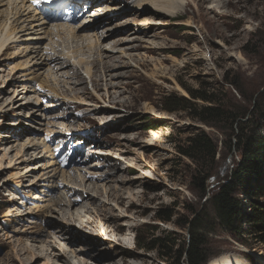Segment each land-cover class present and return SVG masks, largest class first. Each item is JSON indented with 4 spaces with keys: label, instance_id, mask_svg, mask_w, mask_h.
<instances>
[{
    "label": "rangeland",
    "instance_id": "1",
    "mask_svg": "<svg viewBox=\"0 0 264 264\" xmlns=\"http://www.w3.org/2000/svg\"><path fill=\"white\" fill-rule=\"evenodd\" d=\"M118 4L119 2L110 0L95 3L89 7L87 13L95 14L85 21V14L82 16V13L87 11L88 7H85L83 0L81 7L84 11L75 14L73 20L68 22L73 27L80 23L93 25L94 33L98 35H101L102 29H109L105 31L110 32V36H105L104 40L100 39L97 45L100 48L107 46V49L118 50L113 53L115 59L111 62L116 67L106 72L107 75L103 79L98 80L100 87L97 91L92 87L94 82H90L81 67L79 68L84 83L78 84L79 87L73 91L66 90V87H73L72 84H64L61 81H68L65 76L59 77L60 82L55 81V84L51 78L49 85L43 83L41 78L44 75L31 83L35 85L37 95L32 94L30 97L41 100L44 97L42 106L51 101H54L51 104L57 105L46 113L52 116L51 120L47 119L50 123L44 121L41 125L40 121L37 125L44 131H34L32 137L40 136L37 142L41 144L32 155H41L45 151L43 145H46L54 151L55 157L64 159L59 157L57 149L62 151L67 146L69 150L65 151L68 159L60 167L67 172L66 176L70 172V175L75 177L77 174L83 175L87 167L96 165L95 170L98 173L86 176L84 182L86 186L91 181L95 183L90 189H110L112 197L103 196V193H99L98 197L96 193L89 192L95 196V202L87 208V211L90 208L96 209L91 212V216L97 217L99 213L96 211L105 208L108 210L101 212L104 216L111 212L120 213L121 209L124 210L128 206L129 195L133 193L130 196L135 200V207L138 210H147L137 215L133 222L139 224L130 237H127L131 240L130 250L142 253L149 259L145 264H161L159 255L155 249H137L136 242L142 245L144 237L152 238L162 234L169 236L173 243L181 247L188 242L190 232L195 231V227L199 229L206 253L209 255L205 264H210L211 260L221 255L245 258L250 264L264 263V242L260 237L262 233L250 218L254 210L262 209L261 212L264 213V165L263 174L257 179L255 177L252 182L253 191L248 190L236 196L242 201L247 213L241 222L239 233L230 232L220 224L208 201L218 187L227 182L232 170L240 162L241 154L235 147V135L259 133L264 137V0H183L180 10L172 15H155L149 10L134 11L132 0ZM117 5L126 10H116V13L120 12L118 15L105 19L107 15L112 16L111 13H115L107 8L114 9ZM209 6L216 7L221 13L215 14L208 9ZM4 9L5 6L0 7V11H5ZM4 15L5 12L0 15V21ZM82 31L79 29L74 32ZM155 45L161 48L154 47ZM55 46L63 52L76 49L74 42H66L63 34L55 40ZM100 48L95 50V47L93 49L86 44L80 51L74 52V55L77 54L81 59L83 57L85 62L91 64L97 49L100 53H108L104 48L99 50ZM17 51L18 48L6 51L4 49L0 57V92L3 94L0 107L3 106L5 98H13L14 90L21 87L22 82L18 78L24 70L25 57L17 55ZM17 65L19 66L15 67ZM20 66L23 68L20 69ZM71 71H76V68ZM71 71L69 70L68 75L73 76ZM101 73L96 72V75ZM112 74L117 76L110 77ZM108 92L112 97H116L115 102L108 103ZM90 95H93V99L89 98ZM99 96L103 97V100H100ZM172 98L186 99L191 106L185 109H170L168 104ZM25 100L20 99L15 104ZM28 106L31 107L32 104ZM215 107L223 111L219 116L204 110ZM66 110L70 120L63 121L61 113ZM30 111L29 107L22 110L16 107L7 111L5 116L0 114V149L8 148L10 156V159L1 157L4 149L0 150V165L6 167L11 157L16 161L22 159L23 156L16 158V154L24 150L22 145L25 144L27 134H21L17 139L11 137V142H6L5 134L20 127L30 129L29 124H24L28 119L25 116L31 115ZM230 114H236L234 121L228 119ZM54 122L67 124V127L62 125L67 130L61 131L58 126H54ZM58 132L63 134L57 137ZM198 135L209 141V151L198 155L191 152L193 158H196L195 161L185 152L189 151L190 139ZM215 147L212 158L210 153ZM27 157L30 158L26 155ZM48 158L51 159L49 156ZM104 159L108 161L103 162ZM43 163L37 160L28 164L36 166ZM49 166L53 165H45ZM60 169L56 170V176L50 179V184L61 181L63 173ZM22 170L23 166L20 174L23 173ZM40 170L37 168L28 172L24 180H21V185L27 184ZM1 171L0 184L6 175L16 170L2 168ZM140 180L143 181L138 182ZM12 182L7 183L8 189H13L14 181ZM201 185L205 187L203 193ZM8 192L5 187L0 188V216L8 207L18 206L16 202L25 203L24 200L19 201L22 197L16 196L20 193L17 190L9 195H15V202L7 201L8 197L3 194ZM54 194L57 195L58 192L54 191L52 195L55 196ZM83 195L86 198L88 196ZM113 195H122L123 204L118 205ZM26 201L29 205L23 206V210H29L34 200L27 198ZM115 206L118 207L117 210H114ZM136 211L137 209L130 208L128 212L131 214ZM42 215L44 217V214ZM52 216L57 220L50 217L45 219L60 223L61 215L58 217V214L53 212ZM158 216H169L170 220L163 221L158 219ZM23 218V221L27 222L21 223H24L23 230L36 231L43 223L38 216L30 220L29 214L25 213ZM62 220L61 223L71 230L73 239L70 247H83L85 251L102 255V259H105L103 255L108 253L106 237L91 233L85 228L71 226ZM142 220L148 222L141 223ZM186 221L192 222L193 226L177 225L178 222ZM14 224L0 220V264H28L33 256L32 253L20 252L15 240L29 239L27 237L31 234H20L16 237L11 232ZM18 226L21 227L20 224ZM43 231L45 232L46 228ZM121 234L119 233V236ZM31 236H35V233ZM119 236L115 233L112 237ZM116 246L121 248L120 242H117ZM125 259L134 260L132 257ZM57 262L62 264L60 260ZM174 262L171 260V263ZM30 264H39V261L36 259Z\"/></svg>",
    "mask_w": 264,
    "mask_h": 264
},
{
    "label": "bare ground",
    "instance_id": "2",
    "mask_svg": "<svg viewBox=\"0 0 264 264\" xmlns=\"http://www.w3.org/2000/svg\"><path fill=\"white\" fill-rule=\"evenodd\" d=\"M57 1L60 0H0V7L5 6L4 9L5 11H0L1 16L2 13L5 12V15L3 16V20L0 21V57L3 54L2 51L4 49L6 51L13 48H18V51L16 53L17 55L21 54L22 56L25 57L23 64L24 70L20 73V76L18 78V80L22 82L20 84L21 87L20 89L18 88L19 90L16 89L14 90L13 98H5L3 106L0 107V114L2 116H5L7 114V111H12L16 107L21 110L24 107L31 108L30 111L31 115L30 116L26 115L25 117L28 119H26L24 122V124H29L30 129L20 127L18 129L9 130L5 134L6 142H11L10 140L11 137L17 139V136L24 133L27 134L25 136V142H24L25 144L22 145L24 150H22V152L20 150L19 153L16 154V158L23 156L22 159L16 161L11 157V160H8L6 167L0 165L1 170L2 168L3 169L9 168L16 170L15 172L9 173L1 180L2 184H0V188L5 187L6 191L7 192L9 191L8 193H4L3 195L8 197L7 201L15 202L14 200L16 199L14 198L15 195L11 197L9 195L13 194L11 192H15V190H17L20 193L17 192L18 194L16 193L17 194L16 196L22 197L20 198L19 201L24 200L25 203L23 204V202H16L18 206L8 207L5 210V212H3V214L0 216V220L3 223H15L14 224L15 226L13 230H11V232L14 233L16 237L17 235L20 234L32 235L33 233H35V236L28 235L29 237L27 238L29 239L26 240H23V238L15 239L18 242L17 246L20 252L32 253L33 256L30 258L28 264H30L31 262L32 263L35 262L36 259L39 261V264H60L59 262H57V260H60L62 264H145L148 258H146L142 253H135L131 251L130 250L131 240L127 237L133 232L135 227L138 226L139 224L133 222L136 220L137 215L144 213L147 210V208L138 210V208L135 207L136 206L135 200L130 196L133 193L129 195L130 200L129 202L127 201L128 206L124 210L120 208L121 209L120 213L115 214L114 212H111L108 213V215L106 214L104 216V213L101 212H105L106 210H108V208H105L101 211H99L100 209L96 211L97 213H99L97 217H95L96 215L91 216V212H95L94 210L96 209L90 208L89 211H87V208L95 202V198H94L95 196H92V194L90 195L89 192H94L96 193V195H98L99 193L100 194L103 193L104 194L103 196L106 197L107 195L111 196L109 191L110 189H106V191H100L97 190L96 188H95L96 190L90 189V186L92 184L95 185V183L91 181V183L86 186L84 182V178L86 176H91L98 173V171L95 170L96 165H90L89 167H87L86 168L87 171H84L83 175L77 174L75 177L73 175H70L71 173L70 172L69 174H67L68 176H66L65 174L67 172L60 169V167H62L65 164L66 160L59 159L57 156L55 157L54 151L52 152L49 146L43 145L45 151L42 152L41 155L38 156L32 155V153L34 152L36 153V151L40 147L39 144H41V142L40 143L37 142L40 136L34 138L32 137V135H34L35 132L37 131H42V132L44 131L42 128H40V126L37 125L40 124V121H41V125L42 122L44 121L45 123H50V121L48 120H51L50 118L52 116L46 115V113L52 110L50 109L51 107L53 106L57 107V105H55L56 103L51 104L54 103V101H51V103L49 102L44 106H42L43 104L42 101L44 97L42 100L37 97L34 98L30 97L32 96V94L34 96L37 95L36 91L34 90L35 85L33 84L31 85V83L35 79L42 77V75L44 76L41 78V80L43 83L47 85H49L50 83L49 78H51L52 82L54 83L55 81L56 82L59 81L60 79L59 77L65 76L68 77L67 78L68 81L67 80L65 81L63 79L61 81H63L64 84L67 83L72 84L74 88L66 87V90L73 91L75 90L76 87L77 88L79 87L78 84L82 85L84 83L83 82L84 79L82 78V74L80 73V68H79L81 67L82 72L86 74L88 79H90V82H94L92 87L95 91H97L96 89L100 87L98 84L99 83L98 80L103 79V77L107 75L106 72L108 73V71L116 67V65L112 64L111 62L114 61L115 59V57H113V53L114 52L117 53L118 50H115L114 48L107 49V46L106 47L101 46L102 48H100V46L97 45L100 39L104 40L105 36L106 37L110 36V32L108 33L107 31H105L109 29H105V30L102 29L100 31L101 35H98L94 33L93 25H85L84 23H80L75 27L71 26L68 23L70 21L66 20V18L64 17L68 13V11L66 13L62 11V8H64V6H62L61 9H55V4ZM104 1L106 0H84L85 7H88L87 11H84L83 8L80 6V10L76 13V15L84 11L82 13V16L85 14L84 17L86 21L88 18H91L90 16H92V14H95V12H93L90 15L87 14L89 13V9L95 3H100ZM110 1L119 2V4L121 5L122 2L124 1L127 2L128 0H121V1L110 0ZM64 4L65 6H68L70 3L65 2ZM132 4H133V10L137 12L139 10H149L155 15H159V14L172 15L173 13L175 12L177 13V11L180 10L183 4V0H132ZM118 5L114 9H112L111 7L107 8L110 12L114 11L115 13H111L112 16L107 15L105 19H109L115 15H118V13L120 12L116 13V10L124 9L118 7ZM208 9L214 12L215 14L219 12L221 13V11L217 10V8L214 6H209ZM186 24L189 25L188 23ZM79 29L80 30L82 29L83 31L79 33L74 32L76 30L78 31ZM61 34L65 36L66 42L68 40L74 42V46L76 48L75 50L63 52L60 50V48L59 49L56 48L55 40ZM77 44L80 45L78 46ZM86 44H89L90 48L92 47L94 49L95 47V50L96 48H100L99 50H102L104 48V50H106L108 53H100V51H98L97 49V51L95 52L97 53L96 57L92 59L91 64L87 63L85 62V60H83L82 56L81 59L80 56L78 58L77 54L74 55V52L76 53L77 51H80L82 47L86 46ZM154 47L161 48V46L158 47L157 45H155ZM103 58L107 60H104ZM18 66L19 65L15 67ZM21 66L19 67L20 69L23 68ZM74 68H76V71L72 72L71 70H74ZM93 68H95L94 71ZM15 69L12 70L15 71ZM69 70L72 72L73 76L68 75ZM42 71L45 72L42 73ZM99 71H101L102 73L99 76H97L96 72ZM114 76L117 75L116 74L110 75V77H114ZM27 93H31V95H28ZM107 96L109 99L108 103L115 102L114 101V99L116 98L115 96L112 97V95L109 94V92L108 95H106V97ZM89 98L93 99V95H90ZM99 98L100 100H103V97L99 96ZM1 99H3L2 91L0 92V100ZM20 99H26V100L24 102H17L15 104V102ZM28 104H32V106L30 107L28 106ZM83 104L86 103L83 102ZM61 115H63L62 118L63 121L69 119V113L67 112V110L66 112L63 111ZM62 125L63 123L54 122V126H58L60 130L62 129L61 131L67 130L65 127H63V126L67 127V124L63 126ZM16 130L17 132H15ZM61 133L62 132L56 133V136L60 137L59 134ZM48 137L50 138V136ZM3 149L4 151L1 157L3 156L4 158L10 159V156H8L9 153L7 152L8 148L7 149L3 148ZM3 149L1 148L0 150ZM65 150L68 151L69 148H67L66 146ZM29 151L32 152L30 153ZM67 151H64V153H67ZM47 153H49L48 156L51 159L48 158ZM26 155L30 156V158L29 157L26 158ZM62 155L63 154H60L59 157ZM37 160L43 161L44 163L38 164L36 166H30L32 162ZM102 161L107 162L108 160L104 159ZM50 163L53 166L45 167V165ZM27 165L30 167H28ZM21 166L24 167V170H22L23 175L20 174ZM37 168L41 169L40 172L32 176L27 181V184L22 183L21 185L20 182L21 180H24L26 174L28 172H33L32 170H35ZM91 168L94 170H91ZM57 169L58 171L60 169L61 172L63 173L62 179L60 182L57 181L55 183L52 182V184H50L49 183L50 179L55 178ZM1 170L0 173L2 172ZM144 177L148 178L145 175ZM12 181H14V184H12L13 189L11 190L8 189L6 185L7 183L8 184L11 183ZM142 181L143 180H140L138 182H142ZM54 191L58 192L57 195L54 194L55 196L52 195ZM83 194L88 195L87 198L84 197ZM114 197L117 200L118 205L123 204V200L121 199L123 198L122 195H116ZM27 198H29V200H34V201L32 202L30 206L31 208H29V210H23L22 209L23 206L29 205V203L26 201ZM78 207L81 209H78ZM113 208L114 210L115 209L117 210L118 207L115 206ZM130 208L137 209L136 213L129 214L128 211ZM83 210L86 211L83 212ZM53 212L57 213L58 217L61 215V219H63L62 221L67 224H70L71 226L74 225L80 228H85L88 229L91 233H98L100 235H103L104 238L106 237L107 242L105 243L107 245L108 253L103 255L105 256V259H102V255H95L91 252L85 251L83 247L80 246L70 247L69 245L70 243L72 244V239H73L70 233L71 230L67 228L65 224L61 223V219H60V223L58 221L45 219L46 217L56 218L52 216ZM25 213L29 214L30 220H32L34 216H38L41 218L43 223H41V226L38 230L36 231L23 230L24 223L23 224L21 223L26 222V220L23 221V219H25L23 218V214ZM42 214H44V217ZM144 222H148V221L142 220L141 223ZM19 224L21 225V227L18 226ZM124 227H126V229ZM45 228H46L45 231L46 234L44 235L45 232L43 231V229ZM115 233H117L118 236L119 233L122 234L119 236V238H113L112 236ZM38 239L40 240L37 242ZM117 242H120L121 248H118L116 246ZM35 243H39V245H35ZM126 257H132L134 260L127 261L125 259ZM210 264H250V263L245 258H240L233 255H221L211 260ZM261 264L264 263L262 262Z\"/></svg>",
    "mask_w": 264,
    "mask_h": 264
},
{
    "label": "trees",
    "instance_id": "3",
    "mask_svg": "<svg viewBox=\"0 0 264 264\" xmlns=\"http://www.w3.org/2000/svg\"><path fill=\"white\" fill-rule=\"evenodd\" d=\"M188 106H191V104L183 98H172L168 104V108L175 110H177V108L185 109ZM204 110H207V112L212 114H217L218 116L220 115L219 113L223 112L217 107ZM235 116L236 114H230L228 119L230 118L234 121ZM204 122L206 123L205 120ZM235 136L237 138L235 147L241 154L240 162L232 170L227 182L221 184L208 201L212 209H214L217 220L220 224L230 232L239 233L241 231V222H243V219H245L244 216L247 215V213L244 211L242 201L236 196L237 194L246 193L248 190L252 192L253 180H255V177L257 179L263 174L264 137L259 133L249 134L247 136L236 134ZM208 142L209 141H207L205 137H201L200 135L195 136L190 139L188 147L189 151H186L185 153L193 158L191 152H193V155L196 153L198 155V153L201 154L205 151L208 152ZM215 151L216 147L213 148L210 153L212 158L214 157ZM193 159L196 161V158ZM201 186V191L203 193L205 187L203 185ZM261 210H254V213L250 218L253 225H255L258 228V231L262 233L260 237L264 242V213H262ZM169 218V216H158V219L163 221H169ZM185 224L193 226L192 222L187 221L177 223L180 227H184ZM198 231L199 229L195 227V231L190 232L191 234L189 235L188 242L181 247L173 243L169 236H162V234L152 238L146 236L142 240V245L136 242L135 246L137 249H155L159 255L161 264H205L209 259V255L206 253L202 235ZM153 238H155L154 241ZM171 260H174L176 263H171Z\"/></svg>",
    "mask_w": 264,
    "mask_h": 264
}]
</instances>
